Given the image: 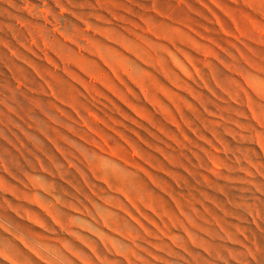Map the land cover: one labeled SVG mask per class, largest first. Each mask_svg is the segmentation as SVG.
<instances>
[{
  "label": "rangeland",
  "instance_id": "rangeland-1",
  "mask_svg": "<svg viewBox=\"0 0 264 264\" xmlns=\"http://www.w3.org/2000/svg\"><path fill=\"white\" fill-rule=\"evenodd\" d=\"M0 264H264V0H0Z\"/></svg>",
  "mask_w": 264,
  "mask_h": 264
}]
</instances>
